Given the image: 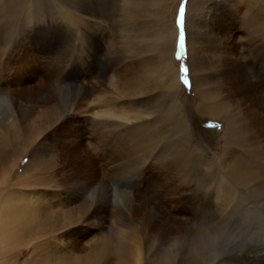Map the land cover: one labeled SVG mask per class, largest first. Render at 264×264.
I'll return each instance as SVG.
<instances>
[{"label":"rangeland","instance_id":"374dc122","mask_svg":"<svg viewBox=\"0 0 264 264\" xmlns=\"http://www.w3.org/2000/svg\"><path fill=\"white\" fill-rule=\"evenodd\" d=\"M247 2L137 0L135 4L130 0H78L79 4L88 7L89 3V9L106 16L98 20L92 18L96 23L91 22L92 28L86 29L85 21L74 17L73 0H2L0 65L8 69L7 74L3 70L2 75L11 82L12 90L15 88L29 96L17 101L24 113H16L0 94L1 120L8 117V123L0 125V148L6 158L0 164V214L5 215L16 200L28 201L36 192L53 195V189L44 191V188L36 187L37 179L42 176L56 182L58 192L74 164L90 161L97 167H103L107 162L110 164L108 156L103 153L117 144L108 146L103 133H110L111 128L116 131L126 128L122 130L126 135H131L128 129L131 132L136 130L143 146L128 160L116 163H126L125 176L118 181L120 183L112 180L110 183L125 194V202L119 196L110 204L109 198L94 203L80 199L59 207L61 196L56 195L52 204L58 206L50 215H45L47 221L43 225L36 223L32 226L30 236L26 232L25 238L23 235L19 243L12 245L0 235V264H84L83 259L93 251L92 243L100 239L101 234L105 236L109 249L99 264H163L164 254L174 240L180 243L181 252L174 264H188L186 257L203 229L213 231L226 227L229 221L248 220L252 223L259 221L264 230V198H254L251 192L228 176V166L236 157L247 158L245 148L248 146L250 149L247 150L256 154L264 172V149L257 148L260 139H253L254 135L247 126V129L242 127L237 131L240 136L247 131L246 137L250 135L248 141H240L241 146L230 138L227 144L229 130L224 128L227 126L225 118L230 119L232 113L238 115L235 108L239 107L234 101L239 103V100L231 96L233 89L227 86L219 66L226 50L233 46L237 52L241 51L239 56L235 52L232 55L236 59V73L251 76L255 82L263 80L264 57L257 56L258 50L252 41L264 40L261 26L264 23V0H251L250 6ZM181 9L184 11L182 18ZM76 25L79 26L77 34ZM220 28L228 36L221 35ZM181 29L185 34V52L178 58ZM85 32L88 44L84 46L77 35ZM197 33H200L204 46L196 43ZM200 47L205 53L196 52ZM85 49L88 50L87 56ZM165 51L168 60H165ZM122 67L124 70L119 73ZM182 67L188 69L186 74L181 72ZM52 69H57L58 75L50 81L45 73ZM86 70L92 71V79L88 78L90 74ZM115 73L117 80H110ZM182 75L187 76L189 85L183 84ZM89 86L97 92L110 89L104 102L118 103L120 116H129L120 120L117 114H102L100 117L86 113L84 101L78 97L82 95L83 87ZM100 95L95 92L90 100H96L100 106ZM213 102L226 106L227 116H210L207 111ZM107 104L108 101L102 106ZM240 107L243 114L246 113L245 107ZM113 122L119 125L115 128ZM184 132L189 138L183 140L180 137ZM197 137H201L199 141ZM114 151L112 147L111 154ZM176 152L187 154L190 161L183 167H147L158 161L162 154ZM133 158H141L145 166ZM113 167L111 164L110 168ZM106 169L102 170L101 177L108 176ZM173 184L176 185L172 188ZM100 200L104 209L94 208ZM83 205L89 210L90 206L99 210L97 213L104 230L102 233L86 232L76 246L69 240L75 241L74 234L84 228L87 209ZM136 208H142L154 223L150 220L152 224L148 225L142 216L134 217ZM173 208L181 213H171ZM165 225L166 229H173L175 235L157 238ZM76 227L80 230L77 231ZM39 236L44 238L39 239ZM46 242L49 246L45 245ZM67 242L71 245L69 250ZM48 249L52 257H49ZM42 252L46 258L40 256ZM54 255L61 260L54 261ZM252 258L264 261V240L245 245L229 257L227 264H251Z\"/></svg>","mask_w":264,"mask_h":264},{"label":"bare ground","instance_id":"6f19581e","mask_svg":"<svg viewBox=\"0 0 264 264\" xmlns=\"http://www.w3.org/2000/svg\"><path fill=\"white\" fill-rule=\"evenodd\" d=\"M103 1L104 2H108V0H103ZM117 1H119V0H117ZM130 1H134V3L136 4V1L137 0H130ZM247 1L250 2L251 0H247ZM255 1L252 0V2H255ZM249 2H247L249 4L247 6H250V3ZM1 3H2V0H0V9H1V6H2ZM72 5H73L72 6L73 7L72 10H74V12H75V14H74L75 16L74 15L73 16L76 17L78 19V21H85L86 29L87 28H90V27L92 28V23L91 22L96 23V21H92V18H95V19L98 20L99 17H101L100 19L106 17L104 15L103 16H100L99 13H101V12H95L94 10L89 9L88 8V7H90L89 3H87V6L88 7H86L85 5L79 4L78 3V0L77 1L73 0V4ZM128 5H130V4H128ZM251 5H253V4L251 3ZM118 7H119V5H118ZM124 8H126V7H124ZM251 10L254 11L253 9H251ZM105 13H106V11H105ZM121 14H123V13L121 12ZM193 23H194V21H193ZM254 24L255 23H253V25ZM77 25L75 27L76 34H77V29L79 27ZM168 25H170V24H168ZM261 26H263L262 28H264V23ZM127 27H128V25H127ZM129 27H131V26H129ZM259 28H261V27H259ZM79 29H81V28H79ZM129 30H131V29H129ZM170 31H171V29H170ZM219 33H221V35L223 34L225 36H228L225 33V30L223 28H220ZM86 35H88L87 32H85V34L84 33H78V35H77V38L80 39V41L83 43L84 46L88 44V38H87ZM196 36H197V38H195V39H197L196 40V43L198 44V46H200V45L201 46H204L203 43L201 42L200 37H199L200 36V33H197ZM252 42H253L254 47H257V50H258L257 51V54H258L257 56L263 58L264 57V40L262 38H260V39H257V40L255 39ZM226 49H227V47H226ZM197 50H199V51H196L199 54L200 53H203V52L205 53V49L202 50V47H200V49H197ZM87 51L88 50L85 49L86 56L88 55L87 54ZM248 51H249V49H248ZM233 52L237 53L236 55L239 56L241 51L240 52H237V50L235 48H233V46H231V48H229V49L226 50L225 57H223V55L221 54L222 57H223V59L222 58H221V60L218 59V61L220 60V62H221L219 64V66L222 68V73H223L222 75H225V77H224L225 81L228 82L227 83V86H230L233 89V92H232L231 96L232 97L235 96L239 100V103L236 100L234 101V102H236V105L239 107V108H235V110L238 113V115L236 113H232L233 117H232V115L230 117L231 120H234V118H235L236 121L232 122L230 119L225 118V116H227L226 115L227 114L226 113L227 110H225L226 109V106H224V105L221 106V103H218V102H213L211 106L209 104L210 108L207 111V113L210 116H213L215 118L216 117L217 118H220L221 115H225L223 117L225 118V120L227 122V126L224 127V128L227 129V130H229L227 132V136H226V138H227L226 139L227 144H228L230 138H232V142H234L236 144L242 143L240 141H248L247 137H250V135L246 137L247 131H246V134L245 135H243V133H241L243 136H240L239 135L240 133L237 131L238 129H241L242 127H246L247 126V127H249L248 128L250 130L249 132L254 135V138L253 139H256V141L258 140V138L260 139V141L258 143H256L257 144V148L259 147L261 149H264V76H263V80H260L258 82L257 81L255 82L251 78V76H241V75H239V73H236V68H235V66H236V59L232 57ZM206 53H208V52L206 51ZM164 56H165V60H168L169 59L166 51L164 53ZM213 56H214V54H213ZM215 64H217V63H215ZM210 65H212V63ZM132 67H133V64H132ZM3 70H4V73L6 72V74H7V70L8 69L0 65V94H2L3 98H5V102L6 103H9L10 105H12V108H13V110L16 113H19V112L24 113L23 112V109L21 107L17 106V101L19 99L23 98V97L26 98V96H29V95H26V93H22L20 91L14 90L15 88L12 90L11 89V87H12L11 82L8 80V78L6 79L4 77V74L2 75V73H3L2 71ZM123 70L124 69L122 67V69H121V71H119V73L120 72H123ZM85 72L87 74H90V75H88V76H90V77H88L89 79L90 78L91 79L93 78L92 77L93 76V73H92L91 70H86ZM215 72H216V68H215ZM47 73H45V76H47L48 79H50V81L52 79H55V77L58 75L57 69H56V71H53V69H52L48 74ZM173 74H174V72H173ZM119 76H120V74H119ZM117 77L118 76L115 73V75L113 74V76H111V79L110 80H113L115 78L114 80L116 81L117 80ZM121 79H122V77H121ZM209 80H211V79H209ZM216 80H219V79H216ZM2 81L4 82V84H1ZM216 84H217V82H216ZM114 85L117 86V84H114ZM109 90L110 89H107V90L105 89V90H102V91L97 92L94 88H92L90 86L89 87H83V89H82V91H83L82 92V95L80 97H78V99L81 100V101H84V105H85V108L87 110L86 113L90 114L91 116H100L101 117L102 114L103 115L104 114H117L120 117L119 118L120 120H121V118L123 116L124 117H128L129 116L128 114H123L122 116H120L121 113L119 112L120 109L118 110V105H119L118 103H114V102H111L110 100H107L106 99L108 101V104L106 106H102L104 103H107V101L104 102V100H105L104 98H107L108 95L106 96V92L109 91ZM112 90H113V88H112ZM51 92H52V90H51ZM95 92L101 94L100 95V103H102V104L100 106H99L98 103H96V100L95 101L94 100H90L92 94L95 93ZM52 94H55V93L53 92ZM15 99H16V103L14 105V100ZM50 100L51 101H54L52 99H50ZM34 101H37V100H34ZM240 105L245 107L244 108V110L246 112V113H244L245 116L243 114L244 111H242ZM207 107H208V105H207ZM100 108L102 109L101 111H99ZM97 109H99L98 112L96 111ZM238 109H240V110L238 111ZM94 110H95V112H94ZM90 112H92V113H90ZM105 116H104V118H105ZM22 118L25 119V117L23 115H22ZM0 120H1V117H0ZM2 120L0 121V125L2 124V122H4V123L6 122L5 124L8 123L7 122V120H8V117L7 116H6V118H3ZM228 123H231V125L229 126ZM240 123L242 125H240ZM118 125H119L118 123L113 122V127L116 128ZM99 126H101V125H99ZM232 127H238V128L237 129L230 130ZM247 127H246V129H247ZM97 128H98V126H97ZM122 130H126V128L125 129L118 130V131H116V129L111 128L110 131H109L110 133H103V138L106 139L107 145L110 144V143L117 144V146H112L113 148H115L114 154H111V148L112 147L108 149L109 152H107V150H105L104 151L105 153H103V154H106L108 156L107 157V160H109L110 164L107 161L106 162L108 164L107 163L105 164V163H103L104 161H102V163L105 164V165H102L103 167H97V164L95 162H93V161L86 162V163L84 162V163H81V164H74L72 166L71 171L68 170L69 171V174L67 173V175L65 176V178L63 177L64 178L63 179V183H62V185L60 184L62 191L60 189V191L56 192V189H58V186L56 185V182H53V181L50 182V181H48V179H46V177L42 176L41 179L40 178L39 179L36 178L37 179L36 184H35V185H37L36 187L41 188V189L44 188V191L45 190H48V189H53V191H54L53 195H45L44 196V194H48V193H44V194L41 195V194H39V193L36 192L35 194H31V196L29 197L28 201H25L24 200L23 202H21L20 200H16L7 209V213L5 215L3 214V216H2L0 214V235L5 239L4 241L7 242L8 244H12V245L13 244H16V243H19L20 242V238L26 232H27V234L31 232V228H32L33 225H35L36 223H38L40 225H43L47 221L45 215H50V213L54 212L53 210H54L55 206H58V205L52 204V202H53L52 200H53V198H55L56 195H60L61 196L60 197V201H59V203H60L59 204L60 205L59 207H61L62 204H66L68 201L76 202V201H80V199H82L83 201L90 200L91 201L90 203H94V202L98 201V199L104 200L106 198H109L108 203L110 204V202H112V200L114 198L119 197V196H120V198H122V202H125V200H126L125 199V194L124 193H121V192H118L119 190H116L115 189V186H112V183H110V182H111V180L114 181L115 183L118 182V181H120V182L122 181L121 179H123V177L125 176L124 175V172L126 170V167H125L126 166V163H124V164H121L120 163V164H117V165H116V163H119L123 159L124 160H128L127 158L130 157V156H132L134 151L138 150L141 146H143V141L140 140V139H138L140 134H138V133L136 134L135 133L136 130L133 129V131L131 132L128 129V133H131V135H126V133H124ZM104 132H106V131H104ZM186 134H187V132H184L183 137L181 136L180 139H183L184 140V139L189 138L188 137V134L187 135ZM200 138L197 137L196 140L199 141ZM180 143H182V142H180ZM108 146H110V145H108ZM184 146L186 147V144L183 145V147ZM249 147L250 146H248V147L245 148L246 152L248 153L247 158L240 159V158L236 157L234 159L233 163H231L228 166V176L236 184H238L241 187H244L249 192H251V194H252V196L254 198H258V199L260 197L261 198L262 197L264 198V172H263V167H262V165H259V161L255 158L256 154L253 155L254 154L253 151L247 150ZM230 151H233V150H230ZM234 152H235V150H234ZM2 154H3V149L0 148V155H2ZM230 154L232 155L231 152H230ZM3 155L0 156V164L4 163V161L6 159L5 157H3ZM187 156L188 155L185 154V153L183 154V152H176V153H170V154L165 153V154H162V157L159 158L158 161L149 164L147 167L149 169H161V168H163L166 165L176 166V167H181L182 166L183 167L187 163V161L189 160ZM133 159H136L135 160L136 163L138 162L139 164L141 163L143 166H145V164H144V162L142 161L141 158H133ZM30 164H32V163H30ZM111 164L114 165L113 168H110V165ZM132 166H133V164H132ZM32 169H27V170H32ZM104 169L107 170V175L108 176L101 177L102 170H104ZM65 170H66V168H65ZM145 171H147V170H145ZM37 172H35L36 173L35 176L39 177L37 175ZM38 174H40V172H38ZM110 176H112V177H110ZM49 178H51V177H49ZM184 178H185V181H187V179H186L185 176H184ZM108 179H110V180H108ZM120 182H118V183H120ZM28 184H30V183H28ZM175 185L176 184H173L171 187L173 188ZM32 186H34V185H32ZM164 188H165V186H164ZM62 195H64V196H62ZM179 198H181V195H180ZM84 207H86V206H84ZM139 207H141V206H139ZM94 208H98V209H101L102 208V209H104V207H103V205L101 203V200H100L99 204L97 206H95ZM182 208H183V206H182ZM86 209H87V207H86ZM71 210L74 211V208L71 209ZM85 211H86V215L84 217H85L86 220L84 221L85 222L84 223L85 226L83 225V227H84V228H82L83 230H81L80 232H77V233L74 232L75 233L74 234V237L76 239L75 241L74 240H71L70 239V236H69V239H70L69 240V243H71L73 245H76V246H78L79 241H81L80 240L81 236L85 237V233L86 232H98V233H102L103 230H104V228H103L104 225H102L101 221L99 220L100 216L97 213L99 210H97V209L93 210V207L90 206V210L87 209ZM171 211H172L171 213H173L174 211H176L175 215L181 213V210L178 211L175 208H173ZM61 213H62V211H61ZM66 216H68V214ZM133 216L134 217L142 216L143 219H144V221L148 225L149 224H152V222H153L152 219H149L148 215L145 213V211L142 208H136V209H134L133 210ZM76 223H77V221L75 222V224ZM75 224H74V226H75ZM166 225H168V224H166ZM166 225H165V228L163 227V231H161V233L158 234L160 237L157 236V238L164 239L162 237H164V236L165 237H169V236L172 237L173 235H175V231L173 229H166ZM168 226H170V225H168ZM76 228H77L76 229L77 231L80 230V228H78V227H76ZM69 231L70 230H68V232ZM79 233H81V234H79ZM28 236H30V235L28 234ZM64 236H65V234H64ZM24 238H25V235H24ZM42 238H44V237L39 236V239H42ZM99 238L100 239H98V240H96V241H94L92 243L91 247H93V251L90 252L87 255V258L86 259H83L84 264H99L100 259H102L103 256H106V254L108 253L109 245L107 243V240H106L105 236L101 234L99 236ZM26 239H28V238H26ZM69 243L67 242V244H68V246H67L68 250L70 249V246H71ZM45 245L46 246H49V242H46ZM73 247H75V246H73ZM51 249H53V248H51ZM48 250L50 251V249H48ZM68 250L66 252H68ZM36 253H38V252H36ZM50 253H51V255L49 257H52V252L50 251ZM65 255L68 256L69 254L68 255L65 254ZM40 256H45V258L47 257L46 254H44L43 252H42V254H40ZM31 260H33V259H31ZM53 260L54 261H60L61 259H59L58 256L54 255V259ZM251 261H253L251 264H259L261 262V261H258V259H256V258L253 259V260H251ZM28 263H31V262H28ZM247 264H248V262H247ZM261 264H264V261H262Z\"/></svg>","mask_w":264,"mask_h":264},{"label":"clouds","instance_id":"9594fccd","mask_svg":"<svg viewBox=\"0 0 264 264\" xmlns=\"http://www.w3.org/2000/svg\"><path fill=\"white\" fill-rule=\"evenodd\" d=\"M259 240H264V230L259 221H229L226 227L213 231L201 230L186 259L188 264H227L230 256L237 254L245 245ZM180 257V243L174 240L164 254L163 264H174L175 259Z\"/></svg>","mask_w":264,"mask_h":264},{"label":"snow or ice","instance_id":"6c2138e0","mask_svg":"<svg viewBox=\"0 0 264 264\" xmlns=\"http://www.w3.org/2000/svg\"><path fill=\"white\" fill-rule=\"evenodd\" d=\"M183 15H184V11H183V9H181L180 10L181 18L183 17ZM178 48H179V51L177 53V57L179 58V56L183 55L185 52V34H184V31L182 29H181L180 34H179ZM187 71H188L187 68H184V67L181 68L182 73L186 74ZM181 79H182V82L184 85H186V86L189 85V80L187 79L186 75H182Z\"/></svg>","mask_w":264,"mask_h":264}]
</instances>
